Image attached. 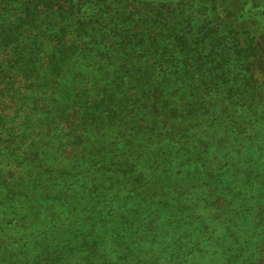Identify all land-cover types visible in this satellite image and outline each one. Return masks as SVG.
<instances>
[{"label": "trees", "instance_id": "obj_1", "mask_svg": "<svg viewBox=\"0 0 264 264\" xmlns=\"http://www.w3.org/2000/svg\"><path fill=\"white\" fill-rule=\"evenodd\" d=\"M0 264H264V0H0Z\"/></svg>", "mask_w": 264, "mask_h": 264}]
</instances>
